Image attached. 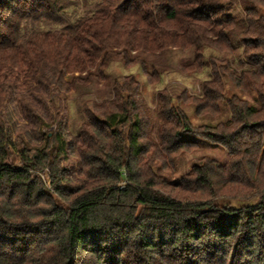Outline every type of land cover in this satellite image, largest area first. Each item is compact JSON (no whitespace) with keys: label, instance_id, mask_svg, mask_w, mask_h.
Returning <instances> with one entry per match:
<instances>
[{"label":"trees","instance_id":"1","mask_svg":"<svg viewBox=\"0 0 264 264\" xmlns=\"http://www.w3.org/2000/svg\"><path fill=\"white\" fill-rule=\"evenodd\" d=\"M168 52L190 53L180 69L210 79L199 97L159 91L157 121L129 75L69 141L57 118L43 146L17 154L0 123V264H264V0H0V120L17 103L40 121L20 94L31 82L59 99L115 61L159 83L148 58ZM226 77L258 106L228 94ZM221 103L230 121L216 126L184 108L216 117ZM192 136L231 158L171 182L161 172L199 148ZM69 156L83 178L71 190Z\"/></svg>","mask_w":264,"mask_h":264},{"label":"rangeland","instance_id":"2","mask_svg":"<svg viewBox=\"0 0 264 264\" xmlns=\"http://www.w3.org/2000/svg\"><path fill=\"white\" fill-rule=\"evenodd\" d=\"M236 55L229 57L231 61L230 66L235 71V62H237ZM190 53L183 54L180 52H168L163 56L148 58L149 65H153L161 72L162 80L159 83H150L140 67L130 68L125 66L122 62L115 61L105 73L106 79L89 82L79 87L78 90L72 91L65 97L57 99V94L47 91L46 86L40 80L31 82L28 92H21V96H25L24 106L29 107L36 116L40 117V121H36L32 118V114L29 113L30 119H27L25 112L21 111L20 106L17 103H10L6 105L1 116L0 123L3 125L7 138L12 139L13 149L17 154L23 149L21 144L23 141L29 145L28 147L34 149L41 147L45 143L46 135L51 136L57 130V123L59 118L65 125L66 130L62 133V138L69 141L72 137L77 136L81 130V122L84 117L85 110H90L93 104H101L103 101L111 99L112 84L114 80L121 81L126 76L132 75L141 86L142 95L145 103L154 115V121H157V115L155 114L159 103V91L165 89H171L175 87L180 90H186L190 97H199L201 93V84L203 81L209 80L208 74H188L180 69V65L191 58ZM234 59V62H233ZM237 69V70H236ZM70 80V79H68ZM226 90L228 94H236L249 103L251 107H257L258 103L256 95L241 94L235 90L231 82L224 78ZM43 83H45L43 81ZM20 95H17V97ZM60 105V106H59ZM57 107H60V111L57 115ZM221 115L216 117H196L193 106H185V111L190 117L191 122L199 127L203 126H216L219 123H229L230 113L227 105L221 103ZM87 112V111H86ZM54 121L53 125L50 122ZM56 121V122H55ZM207 130V129H205ZM190 139H197L199 142V148L192 152L185 153L176 160V173L171 175L165 172H161L164 176L170 179L171 182H178L182 177L192 174L193 168L198 165L205 164L206 160H213L221 165H225L231 158L228 151L221 145L212 142L209 137H194ZM33 152H30L32 155ZM70 166L69 172L71 173L69 181L64 183V186L71 190L77 186H80L83 182V178L79 173V161L75 156H69ZM232 195L236 196L232 190ZM232 197V196H231Z\"/></svg>","mask_w":264,"mask_h":264}]
</instances>
